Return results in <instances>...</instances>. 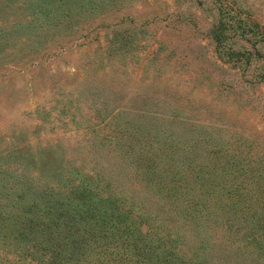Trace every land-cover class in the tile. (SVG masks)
I'll return each mask as SVG.
<instances>
[{"label":"rangeland","instance_id":"1","mask_svg":"<svg viewBox=\"0 0 264 264\" xmlns=\"http://www.w3.org/2000/svg\"><path fill=\"white\" fill-rule=\"evenodd\" d=\"M72 3L0 0V202L22 177L59 190L92 175L179 228L186 257L209 233L225 244L220 227L197 232L181 199L150 186L145 159L187 172L210 152L264 158V0ZM6 249L0 264H36Z\"/></svg>","mask_w":264,"mask_h":264},{"label":"trees","instance_id":"2","mask_svg":"<svg viewBox=\"0 0 264 264\" xmlns=\"http://www.w3.org/2000/svg\"><path fill=\"white\" fill-rule=\"evenodd\" d=\"M72 1L75 11L103 2ZM223 28L220 25L215 36L219 46L225 42ZM155 154L145 159L150 186L171 201L181 199L179 212L195 222L197 232L220 227L227 234L225 244L211 242L209 233L210 243L199 241L195 252L187 248L186 257L179 249L183 245L179 228L142 207L135 209L114 195L107 183L102 186L99 178L85 175L59 190L39 187L27 177L10 182L3 195L6 203L0 202V247L36 264H213L215 259L223 264H264V158L256 164L241 154L224 157L210 152L206 163L185 172ZM7 177L16 176L8 172ZM0 187L8 188L4 183ZM216 212L225 214L224 224L215 220Z\"/></svg>","mask_w":264,"mask_h":264}]
</instances>
